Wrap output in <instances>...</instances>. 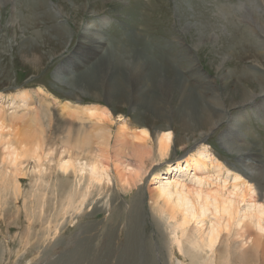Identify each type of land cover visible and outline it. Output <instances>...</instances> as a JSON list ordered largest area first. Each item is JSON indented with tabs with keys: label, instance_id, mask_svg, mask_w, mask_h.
Instances as JSON below:
<instances>
[{
	"label": "rangeland",
	"instance_id": "obj_1",
	"mask_svg": "<svg viewBox=\"0 0 264 264\" xmlns=\"http://www.w3.org/2000/svg\"><path fill=\"white\" fill-rule=\"evenodd\" d=\"M122 28L132 35L109 51ZM96 31L107 41L93 56L83 35ZM97 58L108 70L91 81L86 67ZM61 68L70 71L67 79L57 74ZM113 71L121 90L110 96ZM138 88L154 95L157 110L149 101L137 109ZM20 95L31 97L33 106L53 102L40 128L45 141L59 134L61 106L95 105L108 110L112 136L126 122L146 129L153 163L145 162L142 180L130 187L120 186L111 169V183H102L76 217L57 219L52 193L58 198L74 181L71 172L56 170L66 156L58 149L45 159L44 147L39 163L23 158L27 169H46L18 177L22 195L16 201L4 199L0 179V264H176L163 222L150 206L157 186L152 175L164 178L166 169L199 149L264 192V176L257 172L264 165V0H0V104ZM167 130L173 142L159 159L158 136ZM224 134L231 136L227 148ZM9 140H0L5 172ZM38 183L48 186L44 216L30 218L27 230L22 200ZM234 231L232 226L229 244ZM24 234L31 236L27 246Z\"/></svg>",
	"mask_w": 264,
	"mask_h": 264
},
{
	"label": "bare ground",
	"instance_id": "obj_2",
	"mask_svg": "<svg viewBox=\"0 0 264 264\" xmlns=\"http://www.w3.org/2000/svg\"><path fill=\"white\" fill-rule=\"evenodd\" d=\"M28 2L33 4V0ZM123 30L124 32L113 41L114 47L109 51L118 47L133 33L131 29L129 33L128 29ZM97 33L88 32L83 35L92 44V49L86 51L89 55L96 56L97 51L107 41L105 36ZM134 35H137V32ZM101 60L97 58L93 64L86 67L85 76L88 80L98 79V72L106 74L108 69L101 65ZM65 72L70 73L61 68L57 74L67 79ZM115 73L116 71L112 72L107 85L109 95L121 90L114 79ZM118 74L121 79L123 71L118 70ZM135 74V80L138 82L137 73ZM136 93L139 96L134 103L137 109L146 105L147 101L155 110L160 106L153 98L154 95L149 94L147 90L145 92L144 88H138ZM30 98L20 95L6 106L0 104V140L8 136L10 138V150L5 154L9 170L6 169L5 172L0 167L4 199L14 198L12 200L16 201L15 197L21 194L19 180L22 177L18 178L19 176L25 177L31 170L43 173L46 168L38 165L27 169V166H23V158L30 160L37 157L39 163V152L44 147L43 151H47L45 159L59 149L61 156L65 155L66 158H59L56 170L63 175L71 172L74 177L72 184H69V191H62L58 198L52 193L57 204V219H64L66 215L70 218L76 217L89 198L99 194V186L102 183H111L112 173L120 186L130 187L142 180L145 162L153 163V149L148 142L149 132L146 129H137L135 125L130 127L132 123L126 122L121 124L112 136L106 127V122L109 121L108 110H101L95 105L61 106L60 116L64 120L59 126V134L52 143L45 141L43 130L40 131V128L48 117L46 110L53 102L42 100V103L33 106L34 103H29L32 100ZM85 121L89 122V125H86ZM181 122L184 127H190L192 123L186 118ZM230 134H224L220 138L226 148L231 146V139H228ZM172 142L171 131L160 133L157 140L159 159L166 157ZM176 164L173 169H166L164 178H160L158 173L152 175V182L157 186L149 196L151 208L167 231L169 248L175 251L171 256L177 260L176 264H234L237 260L239 264H264V192L260 189L257 193L252 184L242 178V174L233 173L216 163L211 155L201 149L196 155L184 159L182 163L177 161ZM257 172L261 177L264 176L263 164L258 166ZM185 173L192 174L186 175L189 181L183 177ZM47 188L48 186L42 183L32 184L22 200L27 230H32L30 218L39 220L44 216ZM7 194L10 195L6 197ZM232 226L235 231L229 244L227 236ZM24 235L23 240L27 246V238L31 236Z\"/></svg>",
	"mask_w": 264,
	"mask_h": 264
}]
</instances>
